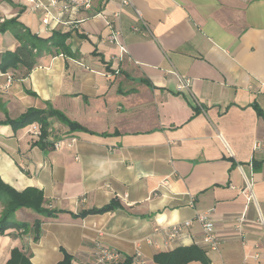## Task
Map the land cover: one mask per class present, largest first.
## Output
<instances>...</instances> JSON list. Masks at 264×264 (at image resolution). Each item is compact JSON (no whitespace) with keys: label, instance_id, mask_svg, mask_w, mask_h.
Listing matches in <instances>:
<instances>
[{"label":"crops","instance_id":"1","mask_svg":"<svg viewBox=\"0 0 264 264\" xmlns=\"http://www.w3.org/2000/svg\"><path fill=\"white\" fill-rule=\"evenodd\" d=\"M31 1L0 0V22L17 18L42 39L71 32L70 54L44 52L28 74L0 71V121L50 104L86 130L50 118L41 142L38 123L0 125L2 180L41 190L57 214L18 210L14 221L30 227L0 234V264L14 249L32 264H58L65 253L94 264L98 244L124 258L141 253L132 264L191 247L207 264H264V0H92L91 10L47 26L45 9L58 7ZM113 30L128 51L121 59L108 43ZM17 47L0 34V53ZM180 78L190 81L183 91ZM250 181L257 203L241 193ZM112 202L113 211L77 217ZM211 209L216 251L195 223ZM186 221L193 225L170 243L169 228Z\"/></svg>","mask_w":264,"mask_h":264},{"label":"trees","instance_id":"2","mask_svg":"<svg viewBox=\"0 0 264 264\" xmlns=\"http://www.w3.org/2000/svg\"><path fill=\"white\" fill-rule=\"evenodd\" d=\"M10 2V1H8ZM10 33L19 43V47L14 51H5L0 53V71L7 73L12 70L24 69L25 74L38 64L39 57L42 53L52 55L70 54L68 41L71 38V32H55L49 39H42L31 33L17 18L4 20L0 22V34ZM261 115V111L258 110ZM50 118H55L59 122L69 127L70 131H85L78 123L71 121L62 112L55 110L50 104H47V109H29L26 113L16 119L6 118L5 121H0V125H9L14 130H19L33 124L38 123L41 127L40 141L44 142L50 134ZM43 192L36 188H27L23 191H18L9 184L5 183L0 176V234L4 235L10 229L18 231H26L30 227L26 223H17L14 221L15 213L20 209H29L33 212L46 217H56L54 211H49L44 208ZM118 206L116 202L99 210L82 212L77 217L86 216L89 214H101L115 210ZM40 222H35L33 228L36 231L34 240L39 237ZM133 258H124L119 264H132ZM73 258L68 254H64V259L58 264H72ZM155 261L159 264H188L192 261H202L207 264V260L202 251L196 247L187 249H177L172 253L160 254ZM7 264H32L29 256L24 252L14 249L11 253V258Z\"/></svg>","mask_w":264,"mask_h":264},{"label":"built area","instance_id":"3","mask_svg":"<svg viewBox=\"0 0 264 264\" xmlns=\"http://www.w3.org/2000/svg\"><path fill=\"white\" fill-rule=\"evenodd\" d=\"M34 3V0L31 1ZM51 6L58 7V13L56 15L52 14L50 11L45 9V14L42 19L43 25H50L51 22H55L56 24L62 23V17L65 14L78 13L82 10L89 11L92 8L93 1L92 0H52L49 2ZM123 7L132 6L131 0H122ZM37 8L40 5L36 6ZM136 16L138 20L144 21L142 13L135 9ZM67 24L71 25L72 22H68ZM108 43L115 44L120 49V59L123 58L127 53V48L120 43V33L117 30H113L111 34L108 36ZM180 83L178 85V90L183 91L189 87L190 81L180 78ZM41 127L37 128V130H33L32 134L35 137H40L41 135ZM61 147V142L54 143V149L58 150ZM241 193L247 196L248 202L257 203L256 197L253 191L252 182H247V186L241 190ZM246 222L245 215H242L237 220V230L239 232L242 231L243 225ZM195 223H197L203 234L202 243L210 250L216 251L220 248L221 240L216 231V220H215V210L211 209L203 213H199L195 217ZM193 225V221H186L177 225H173L169 228L168 231V240L170 243H173L175 239H177L180 235L182 236L184 230L190 228ZM260 225L264 227V219L260 218ZM124 257L115 251L107 249L101 245H97L95 248V262L94 264H119L123 261ZM134 260H137L141 263L142 254L137 253L134 257Z\"/></svg>","mask_w":264,"mask_h":264},{"label":"rangeland","instance_id":"4","mask_svg":"<svg viewBox=\"0 0 264 264\" xmlns=\"http://www.w3.org/2000/svg\"><path fill=\"white\" fill-rule=\"evenodd\" d=\"M25 211V210H24Z\"/></svg>","mask_w":264,"mask_h":264}]
</instances>
